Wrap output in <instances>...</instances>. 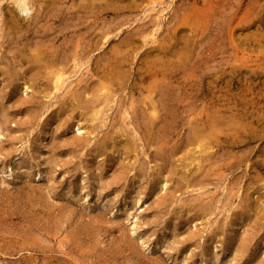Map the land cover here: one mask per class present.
Masks as SVG:
<instances>
[{
  "label": "rangeland",
  "instance_id": "rangeland-1",
  "mask_svg": "<svg viewBox=\"0 0 264 264\" xmlns=\"http://www.w3.org/2000/svg\"><path fill=\"white\" fill-rule=\"evenodd\" d=\"M33 1L0 0V264H264V0Z\"/></svg>",
  "mask_w": 264,
  "mask_h": 264
},
{
  "label": "bare ground",
  "instance_id": "bare-ground-1",
  "mask_svg": "<svg viewBox=\"0 0 264 264\" xmlns=\"http://www.w3.org/2000/svg\"><path fill=\"white\" fill-rule=\"evenodd\" d=\"M20 1H21V7H20V8H22V9L25 8V7H26V6H25V1H26V0H20ZM102 2H103V1H102ZM104 2H106V0H104ZM104 2H103V3H104ZM34 4H35L36 6H37V5L42 6V8H43V7H44V8H47V7L49 6V4L39 3V2H37V0H34V1H33V5H34ZM52 7H53V6H52ZM44 8H43V9H44ZM106 8H107V6L104 5V6H103V10H104L105 15H107V11H106L107 9H106ZM108 11H109V10H108ZM56 12H57V11H56ZM60 19H61V18H60ZM60 19H59V20H60ZM69 25H71V24H69ZM64 28H65V27H64ZM69 30H70V29H69ZM66 31H67V30H66ZM67 32H68V31H67ZM76 45H77V43H76ZM76 45H75V46H76ZM39 47H40V46H39ZM38 49H39V48H38ZM39 51H40V50H39ZM47 51H48V50H47ZM37 52H38V51H37ZM44 52H45V51H44ZM40 53H41V52H40ZM38 55H39V54H38ZM38 55H37V56H38ZM55 55H56V52H55ZM63 56H64V55H63ZM48 57H49V56H48ZM35 58H37V57H35ZM58 58H59V57H58ZM61 58H62V57H61ZM39 60H40V59H39ZM47 60H48V59H47ZM59 60H60V59H59ZM41 61H42V60H41ZM37 63H38V62H37ZM54 63H55V62H54ZM35 64H36V63H35ZM39 64H40V63H39ZM40 65H41V64H40ZM37 66H38V65H37ZM55 66H56V63H55ZM51 67H52V66H51ZM39 68H40V67H39ZM59 76H60V75H59ZM59 79H60V77L57 78V81H58Z\"/></svg>",
  "mask_w": 264,
  "mask_h": 264
}]
</instances>
